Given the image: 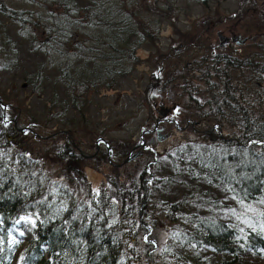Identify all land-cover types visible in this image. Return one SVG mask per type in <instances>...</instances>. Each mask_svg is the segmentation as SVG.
I'll use <instances>...</instances> for the list:
<instances>
[{"label":"trees","instance_id":"1","mask_svg":"<svg viewBox=\"0 0 264 264\" xmlns=\"http://www.w3.org/2000/svg\"><path fill=\"white\" fill-rule=\"evenodd\" d=\"M15 2L0 0V78L10 77L0 100L12 107L3 118L0 106V264H264V44L253 39L251 52L201 70L197 83L169 62L182 50L153 48L145 62L161 80L149 76L124 94L147 130L153 107L168 103L190 134L160 153L143 135L150 148L111 167L104 146L81 158L61 131L87 153L104 139L112 163L127 156L135 144L106 136L96 95L117 91L140 61L136 52L156 47L154 19L172 23V4L23 0L36 6L30 11L8 5ZM235 13L242 22L264 16V0H236ZM17 81L27 92L19 101ZM17 111L21 127L49 138L16 133L6 121ZM161 127L175 131L172 122ZM83 166L99 174L97 193ZM26 215L36 218L32 238L17 244L11 230Z\"/></svg>","mask_w":264,"mask_h":264},{"label":"rangeland","instance_id":"2","mask_svg":"<svg viewBox=\"0 0 264 264\" xmlns=\"http://www.w3.org/2000/svg\"><path fill=\"white\" fill-rule=\"evenodd\" d=\"M131 1L134 4L137 3V0ZM164 2H169L170 4H172L173 12L170 17L172 23L163 21L162 19H154V22L158 23L156 47L148 46L146 44V47L148 48L144 47L136 52V55L137 57H139L140 61L132 70L130 77L124 82L120 83V87L116 89L117 91L108 92L104 90H99L98 92L100 93L96 95L95 105H97V107H99L100 109L96 116L99 118V126L108 129L107 132H105L107 133L106 136L108 138H110L109 136L115 138L128 137L131 139L132 143H138V137L145 120V114L141 111L134 112V109L130 107L132 103L128 101V97L124 93H129L133 90H141L147 83V78L150 76V74L156 71V68L149 66L145 62V58L148 56L149 53H153V55L155 54L153 48L156 49V52L158 50V52H160L159 54L161 55L169 50V46H172L173 48L174 45L180 43L184 44L187 40V37L188 42L193 43H196L200 37H203V35H206L213 40L215 38L214 35L216 32L225 31L226 29H228V27L231 26H233V30H235L237 35H240L241 37H249V39H246L245 45H243V47H239L238 52H245L246 50L248 52H251L253 50L251 46L254 42L253 39H255V42L264 44V16L255 15L253 13L251 17L248 13L247 19L245 20V22H242L240 18L237 17V13H235L236 0H157L156 3L159 8L165 9ZM8 5L13 9L17 10H36V6L26 4L25 2H23V0H18V2H15L14 4L9 3ZM138 14H144L146 15L145 17L143 16L144 18L152 19L148 18L147 16L149 14L145 13L144 11H140L138 12ZM250 27L258 28L259 32L255 33L251 30L248 32L249 29L247 30V28ZM143 46H145V44ZM174 51L175 54H171L169 57V62L172 65H176L179 68L184 65L185 62L189 61L190 57H187L185 55V52H179L176 50ZM204 54L205 53L197 52L191 53L190 55L191 59L195 58V63H198L200 62V57ZM244 54L245 53H243V55ZM200 70H202L201 63L199 68L193 70H185L184 74L187 78L191 80V82L197 83V80H200L199 77L202 76ZM178 77V75L175 77L176 82L179 81ZM9 81L10 77H3L2 79L0 78V89L6 87L9 90ZM24 88V84H22L20 81H17L16 93L13 91L14 93L11 94H13V97L18 99L19 101L27 93ZM121 90H123V92ZM27 105L33 108L35 106L34 103L32 104L30 101L27 102ZM41 105H43L42 102ZM170 106L171 105L167 103L164 104L162 107H160L158 104L153 107L154 119L158 117L157 112L161 111L162 108L167 110L168 114V112L170 111ZM37 108V111H41V107L39 105L37 106ZM94 113H97V111L93 108L92 114ZM35 115L37 117L39 116L36 113ZM168 115L173 117L172 113ZM15 116L17 117V120H19L18 111L15 113ZM37 120H39V118H37ZM18 125L20 124L18 123ZM195 127L193 126V128ZM31 130L34 131L33 129ZM25 134L26 133H24L23 135ZM188 134H190V132L185 130H173L170 135L163 134L167 135V137L162 140L156 139L153 134L152 137H150L151 140H153L152 145H154L155 151H159L160 153L163 148L168 149L171 145H175V143L177 144V142H182ZM220 134L222 136L226 135L224 131L220 132ZM84 152L87 153L86 151ZM82 168L85 178L90 184V191L92 193H97L99 189V174H97L90 167L84 168L83 166ZM35 221V217L29 216L22 217L18 222H16L15 227L11 230V233L14 238V241L17 244H24L32 238V230L34 228Z\"/></svg>","mask_w":264,"mask_h":264},{"label":"flooded vegetation","instance_id":"3","mask_svg":"<svg viewBox=\"0 0 264 264\" xmlns=\"http://www.w3.org/2000/svg\"><path fill=\"white\" fill-rule=\"evenodd\" d=\"M235 27V26H234ZM237 35L235 30H233V26L228 27V29H226L225 31H219L215 33V38L212 40L210 37L203 35V37H200L196 43L193 42H188V37L186 42L182 45V44H177L175 45V47L179 50H182L183 52H185L186 56L190 57L189 61L184 63V69L185 70H193V69H197L200 67V65L197 64H202V70H203V74L205 75V71L204 70H213L215 69V65L217 61H221L223 58H229L231 57L234 61H236V59L238 58V49L239 47H243V45H245V42L243 43L242 46H236L234 44V42L231 40L232 36ZM245 39H249V37H243ZM221 44V45H220ZM169 51L172 50V46L168 47ZM177 51V50H176ZM197 52H202L205 53L203 56L200 57V62L195 63V58L191 59V53H197ZM175 54V52L173 53ZM178 57V56H177ZM193 62V63H192ZM201 71V70H200ZM160 68L156 69V71L154 73L150 74V77H153L155 80V84H158L160 79ZM173 75L175 76V74L173 73ZM165 82H169V79L165 78L164 79ZM175 81V78H174ZM176 82V81H175ZM172 111H169L168 114H171ZM174 113V112H173ZM166 112H161L158 114V117L155 119V124L152 126L151 129L147 130L146 128L149 127V123H147V121H144L142 128H141V132H145L144 134H153V136L156 139H160V133H164V129L161 127V124L165 123V122H169V123H173L174 124V128L177 130H185L187 128V124H184L183 126H178L177 125V115L175 114V116H169ZM16 117V116H15ZM17 119V117H16ZM197 126V124H193V126ZM210 131H212V128L210 129ZM207 131V132H210ZM63 134V133H62ZM165 134V133H164ZM64 139L67 140L68 142H70L68 133L67 135L63 134ZM70 144V143H69ZM134 146V145H133ZM132 146V147H133ZM72 149H74L71 146ZM79 148H77L75 146V151L77 152Z\"/></svg>","mask_w":264,"mask_h":264},{"label":"water","instance_id":"4","mask_svg":"<svg viewBox=\"0 0 264 264\" xmlns=\"http://www.w3.org/2000/svg\"><path fill=\"white\" fill-rule=\"evenodd\" d=\"M231 40L234 42L235 45H238V46H241L243 45V43L246 41L245 38L241 37L240 35H234L232 36ZM221 45V44H220ZM0 106H1V109L4 111L6 108H10V106L8 105H4L2 104V102L0 101ZM12 125H13V128L14 130L19 133V134H24V133H30L31 135H33L34 137L36 138H39V139H47L49 138L48 136L47 137H41L39 136L38 134H36L34 131H32L30 128L28 127H20L18 124H17V121H16V117L11 119L9 121ZM215 128H218V126H213L212 129H215ZM65 135L67 134L66 132H63ZM71 143V146L75 149V146L73 144V142H70ZM99 143L105 145V149H106V161L107 163L112 166V167H120L122 166L123 164H125L127 161H128V158H129V155L131 153L132 150H134L135 148H137L138 146H141L143 145V142L141 144H139L138 146H135L127 155V157L119 164H112L110 162V159H109V148L108 146L106 145V143L103 141V139L101 138H97L94 142V151L93 153L91 154H86V153H83L82 151L80 150H77V153L80 157L84 158V159H90L92 158L93 156H95V154L97 153L98 151V148H99ZM131 158H135V155L132 156Z\"/></svg>","mask_w":264,"mask_h":264}]
</instances>
